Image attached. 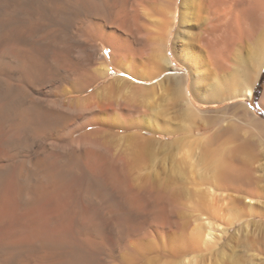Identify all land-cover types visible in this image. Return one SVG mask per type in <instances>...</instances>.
Returning a JSON list of instances; mask_svg holds the SVG:
<instances>
[{"label": "bare ground", "instance_id": "1", "mask_svg": "<svg viewBox=\"0 0 264 264\" xmlns=\"http://www.w3.org/2000/svg\"><path fill=\"white\" fill-rule=\"evenodd\" d=\"M119 2L120 7L109 18L113 25L107 27L98 19L99 14L95 18L82 15L80 6L77 13L82 18H78V14L75 17L70 10H64L69 5L64 9L57 8L53 0H0V145L6 150L11 144L15 151V156L11 155L13 158L0 153V264H109L110 261L113 264V251L108 246L110 242L106 229L114 231L112 229L119 228L118 231L122 229L128 234L132 230L129 224L131 217L137 214L132 205L146 206L149 221L158 224V233L163 229L161 223H164V227L170 223L168 206L172 205L173 199L167 192L168 188L167 191L166 188L154 191L147 185L143 188L142 185L133 184L129 173L132 162L130 154L128 156L125 149L124 152L113 153L108 142L98 136L106 132L101 112L113 105L110 92L117 83L152 80V84L161 87L165 78L163 73L173 65L168 56L169 49L177 53V46L180 45L179 50L185 54L183 58L189 62L194 63L193 57H204L212 65L230 70L228 76L214 88L212 102L229 103L226 111L252 128L261 125L247 103L235 100L252 99L264 69V0ZM92 4H95L94 1ZM73 5L78 7V4ZM39 13L57 28L56 32L44 34L45 25L34 26L28 35H24L27 37L24 41L28 40L31 46L24 50L21 47L24 55L18 52L21 50L15 51L16 44L10 41L3 44L6 31L16 32L20 29H16L17 26L23 27L28 19L32 20ZM156 17H162L159 25H156L157 19L153 20ZM142 22L157 28V36H153L156 38L147 37L151 28L142 29ZM78 24L82 26V32L75 34L72 30ZM177 26L175 41L170 47L173 29ZM193 28L195 32L191 30ZM99 38L111 48L109 60L126 73L125 78H114L100 92L74 100L67 98L87 91L108 76L110 65L105 58L103 62L91 64L97 51L95 41ZM138 39H144L142 47ZM246 45H249L250 53L243 57L238 48ZM151 46L153 55L150 61L156 66L164 64L165 67L154 76L151 73L135 76V72L133 75L135 59L146 54ZM124 62H129V69L124 67ZM1 74L9 79L2 78ZM189 76L186 72L171 77L180 98L184 99V93H188ZM56 85L65 98L51 106L37 108L38 99L33 95L46 87L55 89ZM129 87L130 95L125 102L127 111L132 112L131 108L136 106L138 99H142L145 86L132 84ZM189 101L192 106L191 97ZM261 104L264 107V94ZM187 112L192 114L193 110L189 107ZM13 115L20 118L15 120ZM66 119L71 121L70 136H77L69 139L67 144L45 143L37 155V161L31 159L34 141L49 136L53 128L61 126ZM92 127L95 128L88 130ZM135 156L133 161L135 158L139 160V155ZM207 162L209 170L217 178L227 177L232 182H244L246 179L243 172L228 173V166L218 152L209 153ZM68 167L73 169L72 172L68 171ZM81 169L86 178L84 180L80 177ZM81 180L84 189L88 186L79 197L82 203L79 201L77 206L74 205L76 207L71 204L69 207L66 190L71 185L79 186ZM99 189L105 190L104 196L111 198L106 202L108 207L105 203L100 207L102 201L92 199L94 204L91 202L89 195L93 192L96 194ZM114 196L117 200H114ZM114 209L117 211L114 212ZM67 223H71L70 231H64ZM149 230L153 232L155 229L149 227ZM131 232L135 233L134 229Z\"/></svg>", "mask_w": 264, "mask_h": 264}, {"label": "rangeland", "instance_id": "2", "mask_svg": "<svg viewBox=\"0 0 264 264\" xmlns=\"http://www.w3.org/2000/svg\"><path fill=\"white\" fill-rule=\"evenodd\" d=\"M58 1L56 3V0H53L57 8L63 7L62 9H64L69 5V8L64 10L68 12L70 10V12L74 13L75 17L80 15L78 18H82V15L89 18L98 17V14L100 16L103 15L104 17L99 16L98 19L107 27L113 25L109 18L120 7L119 0ZM92 1L95 4H92ZM124 1L128 4L132 3V0ZM73 3L75 5L78 4V7L72 6ZM72 7H75V9ZM92 7L93 9H91ZM78 8L81 10L79 11ZM77 11L82 15L79 12L77 13ZM98 11H103L104 14ZM155 19H157L156 25H159L158 23L162 17L153 18V20ZM38 24L45 25L44 34L54 33L57 30L52 23L50 24V21L41 17L39 13L32 20L28 19L26 21L27 26H17L16 29L18 27L20 29L16 30V32L6 31L3 34V44L9 41L16 44L14 45L16 46L15 51L21 50V47L22 49L31 47L28 40H26L27 42L24 41L27 39L25 34L28 35L31 29ZM142 24L144 23L142 22ZM145 24L142 26V29L148 30L151 28L150 32L148 31L147 37L149 39L156 38L153 36H157V28L151 26L149 23ZM79 25L73 28V33L80 34L82 32V26ZM177 28L178 26L173 29L169 43L170 47L175 41L174 33H176ZM191 30L195 32L196 29L193 28ZM117 31L119 30L117 29ZM96 40L97 51L94 53L96 56H94L91 64L103 62V58H105L107 64L110 65L108 76L97 81L87 91L72 94L67 98L74 100L97 91L100 92L114 78H125L126 73L111 64L109 60L111 48L105 45L100 38ZM143 40L138 39L140 47L145 43ZM17 44L20 45V48ZM248 46L238 48L243 57H247L248 53H250V47L248 48ZM177 47V53L173 52L172 48L169 49L168 56L171 58L173 65L168 66V70L163 73L165 78L161 87L152 84V80L146 82L137 80L136 82L132 81V83L120 81L113 88V91L110 92V101L113 105L111 108L105 109L104 113L101 112L102 117H100L103 118L101 121L102 125H104L103 127L106 128V132H102L98 136L108 142L113 153L124 152L125 149V153L128 156L130 154L129 158L132 162L129 173L133 184L140 187L142 185L143 188L147 185V187L153 188L154 191L159 189L164 190L165 188L167 191L168 188L167 192L172 195L171 198L173 199L172 207L168 206V209L171 211L168 210L170 222L168 223L170 225L165 224L164 227V223H161L163 229L160 233L156 229L158 224L149 221L150 217L149 215L147 216V208L144 205L142 208L132 205L137 214L134 215L135 217H131L132 220L130 218L132 224H129L132 228L131 231L134 229V232L136 233L137 231V234L131 231L127 234L122 229L118 231L119 228H117L118 230L116 228L112 229L114 231H111V228L106 229L108 240L111 243L108 246L113 251L111 253L114 259H111L113 260L112 263L264 264V107L261 104L264 94V83L261 86L258 98L250 100L238 98L235 100V102L247 103L252 112L259 118L261 122L259 128H252L243 120L236 119L237 117L231 116L226 111V106L229 103L216 104L212 102L214 88L228 76L230 70L226 71L223 69L224 67L212 65L204 57H193L194 63L189 62L186 58H183L185 54L179 50L181 48L180 45ZM21 51L18 52L23 54L24 52L22 51L21 53ZM152 51L153 47L151 46V49L145 52L146 54L138 56L139 58L135 59L136 64L134 63L133 75L136 73L135 76L139 75L141 77L142 75L145 76V73H151L154 76L159 74L161 69L165 67L164 64L156 66V63L154 64L150 61L153 55ZM249 57L252 58L251 56ZM23 63L25 65V61ZM130 63L132 62L130 61ZM124 64V67L129 69L127 66L129 62H124ZM175 69H178V71ZM186 72L190 76L188 80V93H184L185 97L183 99L177 95V90L171 77H173V74L175 76ZM1 76L7 80L9 79L3 74ZM132 84L133 86H145V93H141L142 99H138L135 103L136 106L133 104L134 107L130 110L132 112H129L126 109L125 99L129 98V86H132ZM257 85L258 83L255 88ZM33 96L38 99L37 108H44L46 105L51 106L53 105L52 103L60 102L65 98L62 96L58 85H56L55 89L49 87L43 88ZM189 97L193 101L192 106L189 103ZM188 106L193 110L192 114L187 112ZM13 116L15 120L17 117L20 118L17 115ZM65 121L62 122L61 126L58 125L53 128L49 136L34 141V148L30 154L31 159L33 158L35 162L37 161V155L42 151L45 143L67 144L71 138L77 136H70L69 128L71 121L67 119ZM126 121L129 123L127 124ZM59 127L61 128L59 129ZM93 128L95 127L88 130H92ZM1 129L0 125V131ZM110 133L115 134L116 137L114 135V137H111ZM122 136L125 138H121ZM10 145L8 147L6 145L7 149L5 150L1 144L0 153L9 154V156L12 155L14 157L15 151L12 148L13 146ZM211 152L221 154L224 163L228 166V173L232 171L243 172L246 176L245 181L232 182L227 177L223 179L217 178L210 171L208 162L205 163L207 155ZM135 155H139L137 156V158L140 157L139 160L135 158V161H133V156ZM69 168L71 167L67 168L68 171L72 172L73 169ZM82 170H80L82 174L81 172L79 173L81 174L80 177H83L84 180L86 178ZM83 180L80 181L79 186L78 184L76 186L71 185L66 190L65 198L67 197L69 207L71 205L72 207H76L80 201L79 197H81L84 190H87L88 186L84 189ZM154 185L156 188H154ZM101 189H99L100 191L96 190L97 195L93 192L95 197L92 193H89L92 194L91 196L89 195L91 202H94V200L96 202L102 201L100 207L111 199L104 196L105 190L103 192ZM114 198V200H117L116 196ZM109 208L111 209L112 206H109ZM249 210L250 212L248 213ZM116 211L114 209V212ZM138 214H142L143 216H139ZM149 227L155 230L152 232L149 230ZM70 230L71 223H67L64 231ZM115 230L121 235L119 236ZM109 264H111V261Z\"/></svg>", "mask_w": 264, "mask_h": 264}, {"label": "trees", "instance_id": "3", "mask_svg": "<svg viewBox=\"0 0 264 264\" xmlns=\"http://www.w3.org/2000/svg\"><path fill=\"white\" fill-rule=\"evenodd\" d=\"M263 83H264V70H263V73H262V75L260 77L258 85H257V87L254 90L253 97H252L253 99L258 98L260 90H261V86H262Z\"/></svg>", "mask_w": 264, "mask_h": 264}]
</instances>
